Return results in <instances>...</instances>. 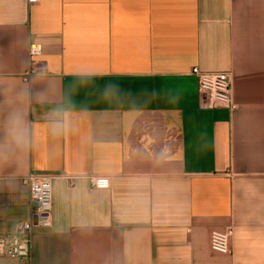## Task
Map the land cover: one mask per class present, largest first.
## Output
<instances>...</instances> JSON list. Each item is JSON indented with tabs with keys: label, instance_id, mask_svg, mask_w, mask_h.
<instances>
[{
	"label": "crops",
	"instance_id": "1",
	"mask_svg": "<svg viewBox=\"0 0 264 264\" xmlns=\"http://www.w3.org/2000/svg\"><path fill=\"white\" fill-rule=\"evenodd\" d=\"M194 67L231 72L235 107H202ZM13 113L0 236L30 218L22 176L59 175L32 264H264V0H0V144Z\"/></svg>",
	"mask_w": 264,
	"mask_h": 264
},
{
	"label": "built area",
	"instance_id": "2",
	"mask_svg": "<svg viewBox=\"0 0 264 264\" xmlns=\"http://www.w3.org/2000/svg\"><path fill=\"white\" fill-rule=\"evenodd\" d=\"M37 0H29L35 3ZM42 48L30 45L29 54L40 55ZM35 69L27 71L29 77ZM192 74L198 80L200 104L206 108L227 107L234 108L232 95V73L224 71H202L194 67ZM59 175L39 172H28L22 176L23 183L29 189L30 218L18 225L15 233L0 236V255L18 259L22 264H32L33 228L35 226L49 227L51 225L53 180ZM60 177L71 179L68 175ZM91 183L99 188L109 186V179L105 176L90 177ZM234 227L228 225L213 228L209 232V247L221 254L232 253V238Z\"/></svg>",
	"mask_w": 264,
	"mask_h": 264
},
{
	"label": "clouds",
	"instance_id": "3",
	"mask_svg": "<svg viewBox=\"0 0 264 264\" xmlns=\"http://www.w3.org/2000/svg\"><path fill=\"white\" fill-rule=\"evenodd\" d=\"M27 123L21 114L13 113L8 117L6 127V140L0 144V159L6 158V154L13 149L23 150L28 142Z\"/></svg>",
	"mask_w": 264,
	"mask_h": 264
}]
</instances>
